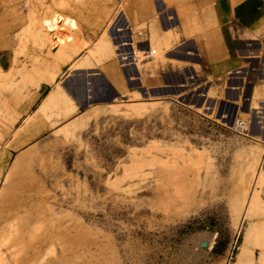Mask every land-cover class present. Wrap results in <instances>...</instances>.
Listing matches in <instances>:
<instances>
[{
	"label": "rangeland",
	"instance_id": "1",
	"mask_svg": "<svg viewBox=\"0 0 264 264\" xmlns=\"http://www.w3.org/2000/svg\"><path fill=\"white\" fill-rule=\"evenodd\" d=\"M87 1L0 0V264H264V123L181 98L75 111L60 87L38 114Z\"/></svg>",
	"mask_w": 264,
	"mask_h": 264
},
{
	"label": "crops",
	"instance_id": "2",
	"mask_svg": "<svg viewBox=\"0 0 264 264\" xmlns=\"http://www.w3.org/2000/svg\"><path fill=\"white\" fill-rule=\"evenodd\" d=\"M87 4L88 17L85 11L69 16L82 26L80 33H74L79 51L59 65L53 82H39L36 95L60 87L73 100L75 111L100 108L102 98H181L191 106L199 100L195 107L208 112L201 114L204 117L215 113L216 104H224L234 107V118L252 116L257 126L264 123V0H88ZM106 19L104 35L97 26ZM102 38L106 55L90 56ZM250 46L260 49L257 63L248 58ZM87 56L89 66L78 67ZM59 74L64 78H57ZM214 116L226 121L221 112Z\"/></svg>",
	"mask_w": 264,
	"mask_h": 264
},
{
	"label": "bare ground",
	"instance_id": "3",
	"mask_svg": "<svg viewBox=\"0 0 264 264\" xmlns=\"http://www.w3.org/2000/svg\"><path fill=\"white\" fill-rule=\"evenodd\" d=\"M103 39V38H102ZM101 40V39H100ZM104 40V39H103ZM103 40H101V41H99L96 45H95V47H94V50H92L91 52V55H94V54H103V55H106V54H104L105 53V51H106V43L103 41ZM109 45V44H108ZM151 50V49H150ZM149 50V51H150ZM151 53V52H150ZM100 57V56H99ZM103 57V56H102ZM88 59H86V58H84L83 59V61H82V63H83V65L84 66H86V65H88ZM74 70H76V69H74ZM36 73V72H35ZM45 75H47V74H45ZM39 77H37V78H40V77H42L40 74L38 75ZM34 77V76H33ZM43 77H45L44 76V74H43ZM87 77V76H86ZM45 78H48L47 76L45 77ZM103 78V77H102ZM42 79V78H41ZM77 87V86H76ZM59 94H60V91L59 90H57V92H54L53 91V93H51L50 95H49V97L43 102V104L40 106V108L37 110V112H38V114H41L42 112H43V110H44V107L47 105V104H49V103H51L54 99H56L58 96H59ZM69 94V93H68ZM72 96V95H71ZM54 104V103H53ZM36 112V113H37ZM35 116V115H34Z\"/></svg>",
	"mask_w": 264,
	"mask_h": 264
},
{
	"label": "built area",
	"instance_id": "4",
	"mask_svg": "<svg viewBox=\"0 0 264 264\" xmlns=\"http://www.w3.org/2000/svg\"><path fill=\"white\" fill-rule=\"evenodd\" d=\"M251 47V46H250ZM249 47V48H250ZM260 49H250V54H249V59L252 60H256L258 57H257V53L259 52ZM231 129L236 132L237 134L239 135H242V136H248V132H249V126H248V123L246 121H243V120H235L233 122V125L231 127Z\"/></svg>",
	"mask_w": 264,
	"mask_h": 264
}]
</instances>
